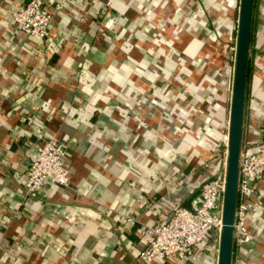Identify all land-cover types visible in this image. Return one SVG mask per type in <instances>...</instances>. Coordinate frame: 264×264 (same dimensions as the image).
Masks as SVG:
<instances>
[{"label":"crops","instance_id":"0c3cea01","mask_svg":"<svg viewBox=\"0 0 264 264\" xmlns=\"http://www.w3.org/2000/svg\"><path fill=\"white\" fill-rule=\"evenodd\" d=\"M44 1L40 41L13 22L24 0H0V264H143L146 228L190 206L227 162L239 0ZM248 65L242 141L255 144L264 0ZM53 136L67 143L70 184L28 194V165ZM249 225L236 264H264V198Z\"/></svg>","mask_w":264,"mask_h":264},{"label":"built area","instance_id":"2783aa9c","mask_svg":"<svg viewBox=\"0 0 264 264\" xmlns=\"http://www.w3.org/2000/svg\"><path fill=\"white\" fill-rule=\"evenodd\" d=\"M12 19L20 32L42 41L49 35L52 10L44 0H24L12 11ZM256 125L258 141L255 144L248 140L241 143L231 264L233 261L236 264L239 254L253 241L254 235L249 228L251 211L258 202L260 206L264 198V191L259 187V182L264 179V118L259 116V124ZM66 152L67 143L55 136L39 145L24 175L26 193L32 194L53 185L67 187L70 184L69 170L65 166ZM226 163L201 184L190 206L175 204L165 221L146 228L147 240L138 253L143 264H165L168 260L184 261L202 258L211 252L217 254ZM123 219L129 225L136 223V219L131 216H123Z\"/></svg>","mask_w":264,"mask_h":264},{"label":"water","instance_id":"95a60500","mask_svg":"<svg viewBox=\"0 0 264 264\" xmlns=\"http://www.w3.org/2000/svg\"><path fill=\"white\" fill-rule=\"evenodd\" d=\"M252 19L253 0H239V16L235 43V67L227 141L225 189L223 194L222 227L216 264H231L232 262L233 222L237 202L239 156L242 143Z\"/></svg>","mask_w":264,"mask_h":264},{"label":"rangeland","instance_id":"374dc122","mask_svg":"<svg viewBox=\"0 0 264 264\" xmlns=\"http://www.w3.org/2000/svg\"><path fill=\"white\" fill-rule=\"evenodd\" d=\"M238 16H239V11H238ZM237 26H238V22H237ZM236 29H237V28H236ZM236 34H237V31L234 33L233 38H235V36H237ZM214 35H215V34H214ZM234 42H236L235 39H233V43H232V44H234ZM197 62L201 63V64H200V68H201L203 65H205V62H206V61H205V60L203 61V60L200 59V60H198ZM214 63H216V62L214 61ZM234 66H235V63L233 62L232 68H234ZM209 68H211L212 71H213V70L215 69V66L210 65ZM209 68H208V69H209ZM210 73H212V72H210Z\"/></svg>","mask_w":264,"mask_h":264},{"label":"trees","instance_id":"16d2710c","mask_svg":"<svg viewBox=\"0 0 264 264\" xmlns=\"http://www.w3.org/2000/svg\"><path fill=\"white\" fill-rule=\"evenodd\" d=\"M254 7H255V0H253V10H254ZM249 75H250V67H249V65H248L246 84H247V80H248V78H249Z\"/></svg>","mask_w":264,"mask_h":264}]
</instances>
